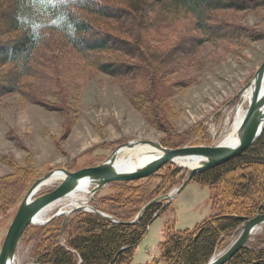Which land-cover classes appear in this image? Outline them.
I'll return each instance as SVG.
<instances>
[{
  "label": "rangeland",
  "instance_id": "374dc122",
  "mask_svg": "<svg viewBox=\"0 0 264 264\" xmlns=\"http://www.w3.org/2000/svg\"><path fill=\"white\" fill-rule=\"evenodd\" d=\"M226 2L233 7L205 13L206 30L197 27L193 16L183 14L184 18L174 20L176 12H171L167 16L172 20L165 23L162 7L148 9L139 34L155 76L145 80L125 79L128 73L111 76L92 64L122 60L111 51L86 57L66 45L60 47L54 39L38 52L36 62L51 68L53 80L37 85L25 79L26 98L17 89L0 95V250L28 189L50 171L98 168L129 144L201 150L219 145L264 61V0ZM12 3L0 0V10H10ZM139 51L150 61L144 50ZM14 71L17 67H0V80ZM123 72L128 70L123 68ZM136 93H143L145 99L139 103ZM243 107L248 109L249 104ZM187 173L174 162H162L140 177L113 181L88 193L75 207L91 206L114 223L118 218L136 222L147 204L164 197L153 203L163 205L132 249L129 264H165L160 256L168 236L183 230L196 233L207 220L248 214L264 201L262 167L240 165L214 184L195 181L196 173L177 193ZM60 182L42 187L37 195ZM58 200L44 219L53 217L50 221L27 229L13 264H43L46 252L65 246L79 222L91 213H69L75 208L69 206L71 200L66 196ZM60 211L64 214L55 216ZM64 219L65 233L58 237V223ZM234 232L225 236V244L215 255L234 241ZM256 239L264 242V224L249 242Z\"/></svg>",
  "mask_w": 264,
  "mask_h": 264
},
{
  "label": "trees",
  "instance_id": "16d2710c",
  "mask_svg": "<svg viewBox=\"0 0 264 264\" xmlns=\"http://www.w3.org/2000/svg\"><path fill=\"white\" fill-rule=\"evenodd\" d=\"M12 1L10 10H0V67H5L6 70L11 66L17 67V71L4 77V81L0 80V95L17 89L24 93H21L24 98L28 97V94H25V79L34 80L37 85H42L46 80L48 83L53 80L49 74L51 68L36 62L35 56L39 55L40 50L48 48V44L54 39L60 47L62 44L66 45L86 57H95L101 51L114 52L122 60L112 59L100 65L92 61V64L111 76L128 73L124 76L125 79L141 81L155 76L151 56L147 55L143 38L139 34L148 9L154 5L162 7L161 14L164 15L162 19L165 23L172 20L167 16L171 12H176L174 20L184 18L183 14L193 16L197 20V27L206 30V24L203 22L205 13L233 7V4L226 0H68L66 5L60 6L54 13L51 9L44 11L37 8L33 0ZM179 12L181 13L177 15ZM60 14L67 17L62 29L50 23ZM69 22L74 26L71 33L67 27ZM160 28L158 27L157 31L162 33ZM33 35L37 38H31ZM190 39L188 43L192 42L193 37ZM139 43H142V46ZM137 45L139 50H144L145 57L150 58V61L141 55ZM192 48L188 51L192 52ZM123 68L128 72L124 73ZM46 91L48 90L45 89ZM134 95L139 103L145 99L141 98L143 93ZM240 165L264 168V128L252 145L227 161L197 173L194 179L202 184H214L222 179L223 174ZM162 205L149 206L134 223H128L129 220L121 218L114 223L89 213L79 222L67 244L54 246L47 251L41 263L129 264L132 249L142 239L153 216ZM257 213L264 214V201L248 214H235L228 218L221 215L207 220L196 233L177 231L164 240L160 259L165 264H206L215 251L225 244V236H230L245 220ZM65 228V219L63 222L60 220L58 237L65 233ZM225 264H264V242L258 239L249 242Z\"/></svg>",
  "mask_w": 264,
  "mask_h": 264
},
{
  "label": "water",
  "instance_id": "95a60500",
  "mask_svg": "<svg viewBox=\"0 0 264 264\" xmlns=\"http://www.w3.org/2000/svg\"><path fill=\"white\" fill-rule=\"evenodd\" d=\"M257 87H261L264 84V61L258 68L253 81ZM263 103V104H262ZM264 128V97L263 102L257 103L255 101L249 103V111L238 128V139L239 142L234 147H227L223 145H218L212 149H169L164 148L160 145L157 146L159 155L153 160L149 161L147 164L140 166L139 168L130 171V172H115L109 170H103L102 165L95 169H83L76 172H69L64 169H58L55 171H50L43 177L37 179L28 189L23 200L21 201L13 220L9 226V229L6 233L3 245L0 250V264H11L15 258V248L18 244L20 237L28 225H33L34 217L42 211L49 204L55 202L59 198L68 194L72 189H74L75 184L82 179L94 180L96 186L93 192L101 189L106 184H109L113 181H126L133 178L140 177L150 170L156 168L160 163L166 161H172V158H184L192 154H205L207 157L205 161L195 168H187V176L185 181L182 183L177 193H179L182 188L186 185L187 181L196 174L203 172L205 170L211 169L233 156L240 153L245 148L252 145L259 135L261 134ZM61 172L64 174V179L52 190L37 195L40 191V187L44 185V182L49 179L54 172ZM37 192V193H36ZM92 192V193H93ZM35 199H31L34 197ZM164 197L157 198L147 204L143 209H147L156 201ZM31 199V200H30ZM84 210L91 213H94L98 216L112 220L108 215L94 209L91 206H85L84 208H74L69 211V213ZM66 213V214H69ZM61 213L56 214L55 216L60 215ZM64 214V213H63ZM139 217V216H138ZM53 218V217H52ZM51 218V219H52ZM50 219V220H51ZM49 221V220H48ZM47 221V222H48ZM45 222V223H47ZM43 223V222H42ZM134 223V222H128ZM264 224V214L258 213L255 217L247 219L244 221L241 227L235 230V235L237 234L234 241L221 253L217 256H213L206 264H225L236 252L246 247L248 242L251 240L253 233Z\"/></svg>",
  "mask_w": 264,
  "mask_h": 264
},
{
  "label": "bare ground",
  "instance_id": "6f19581e",
  "mask_svg": "<svg viewBox=\"0 0 264 264\" xmlns=\"http://www.w3.org/2000/svg\"><path fill=\"white\" fill-rule=\"evenodd\" d=\"M263 97H264V84L259 88L255 85V82H254L253 84H250L247 87L246 92L242 95L241 102L239 103V105L237 106V109L235 110L233 121L230 127L226 130L227 135L219 143V145H223L227 147H234L238 144L239 142L238 133H237L238 128L242 124V122L245 120L248 114V111H249V108L245 109L243 107L244 103L247 102L249 104L250 102H253V101L260 103V102H263ZM156 145H157L156 143L154 144L149 143L148 145H145L144 147H141L140 145H136V144L125 145L121 149H118L116 153H114V155L110 157L109 160L103 163L101 169L115 171V172L133 171L139 168L140 166L147 164L149 161L153 160L155 157H157L160 154L159 151L157 150ZM120 151H124L126 155L123 157H117L116 154L117 152H120ZM206 157L207 156L205 154H200V155L192 154L184 158H172V161L178 164L180 167H184L187 169V168L198 167L202 163V161H205ZM64 177H65L64 174H61V172L56 171L49 179H47L44 182V185H42V187L48 186L56 181H62ZM95 186H96V183L94 182V180L82 179L78 181L77 184H75L74 189H72L68 194L65 195L69 200H71V203H69V206L75 207L78 204H80L79 200L85 199L88 193H92ZM42 187H40L39 189H41ZM91 187H94V188H92L91 190ZM31 199H35V195ZM58 202L60 201L56 200L55 202L45 207L42 211H40L33 219L34 224H39L42 222L44 224L48 220L50 221V219L46 221L44 219L46 218L48 211L51 208L53 209V206H55ZM75 208H84V207L79 206ZM60 213H64V212L60 211ZM17 245H16V248H17ZM11 264H13V262Z\"/></svg>",
  "mask_w": 264,
  "mask_h": 264
},
{
  "label": "snow or ice",
  "instance_id": "6c2138e0",
  "mask_svg": "<svg viewBox=\"0 0 264 264\" xmlns=\"http://www.w3.org/2000/svg\"><path fill=\"white\" fill-rule=\"evenodd\" d=\"M68 3V0H33V4L40 9H43L44 11H48L49 9L53 10L55 13V10L58 9L62 5H66ZM67 20V17L63 14H60L57 16L56 19H53L50 21V23L57 27L61 28L63 27L64 22ZM67 27L69 29V32L74 31V26L71 22L67 24ZM31 38L35 39L37 38L35 35H33Z\"/></svg>",
  "mask_w": 264,
  "mask_h": 264
}]
</instances>
